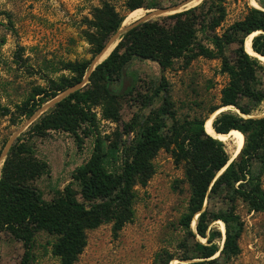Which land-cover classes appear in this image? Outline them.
Segmentation results:
<instances>
[{
	"label": "trees",
	"instance_id": "16d2710c",
	"mask_svg": "<svg viewBox=\"0 0 264 264\" xmlns=\"http://www.w3.org/2000/svg\"><path fill=\"white\" fill-rule=\"evenodd\" d=\"M224 2L200 0L156 19L134 20L90 71L87 83L56 100L14 139L0 166V234L21 243L19 264H31L38 232L53 237L50 253L57 257L58 264L75 263L85 246L88 229L110 222L115 236L131 220L134 185L143 186L148 181L153 172L151 160L160 149L170 155L174 166L182 169L188 196L184 211L177 218L182 230L176 243L178 252L160 249L152 264H170L171 259L181 261L176 264H224L238 254L242 222L236 202L243 203L249 211L264 213V115H253L264 101V64L251 56L245 46L246 38L258 31L251 37L250 47L264 57V10L249 6L241 18L216 32L225 16ZM157 5L158 0L124 1L128 11ZM98 12L102 36L94 43L93 53L102 50L123 20L104 3ZM196 57L218 60L219 71L227 78L219 90L217 104L206 113L222 105L237 109L238 112L221 111L211 121L215 132L238 131L243 135L236 156L227 163L230 156L224 142L206 134L207 117L175 116L165 95L166 81L160 75L147 98L148 103L162 92L160 107L138 131L120 170H107L104 162L116 148H103L92 108L101 105L104 118L117 119L116 99L128 93L132 84L125 66L131 60L147 59L165 70L177 59L185 66ZM88 65L86 60L64 64L73 76L61 77L48 87H32L12 110L3 107V115L8 114L11 119L29 117L43 101L79 83ZM120 79L128 84L115 92L110 85ZM124 129L131 132L132 125L124 124ZM48 130L67 132L77 144L82 137L92 133L95 136L89 157L70 174L78 192L66 184L56 197L45 202L32 182L44 173L46 166L35 157L28 137H41ZM193 217L194 231L190 227ZM216 220L223 224V237L211 226ZM217 240H221V246Z\"/></svg>",
	"mask_w": 264,
	"mask_h": 264
},
{
	"label": "rangeland",
	"instance_id": "374dc122",
	"mask_svg": "<svg viewBox=\"0 0 264 264\" xmlns=\"http://www.w3.org/2000/svg\"><path fill=\"white\" fill-rule=\"evenodd\" d=\"M124 1L0 0V151L10 133L28 118L21 116L11 119L8 114L3 115V107L12 110L13 105L24 100L34 86L48 87L61 77L73 76L64 68L68 62H89L88 70L75 86L87 83L90 71L115 45L110 44L102 54L93 53L94 43L102 36L98 9L103 3L123 16L118 28L121 29L148 10L184 0H158L156 7L134 11L126 10ZM199 1L187 0L177 11L196 5ZM261 3L264 0H225V16L216 32L241 18L249 6L264 10ZM124 71L131 77L132 84L128 93L116 99L117 119L104 118L101 105L92 108L96 133L103 148H116L111 157L105 160L104 166L116 172L128 156L140 128L161 105L162 92L147 103L160 75L166 81L165 95L179 119L192 116L208 118L211 113L206 112L217 104L219 90L227 80L219 71L218 60L203 57H196L185 66L177 59L165 70H161L154 61L135 59L125 66ZM127 84L125 80H114L110 87L117 92ZM261 110L262 104L253 115H258ZM124 124H131L132 131L125 132ZM28 125L20 133L26 131ZM94 136L92 133L82 137L79 144L71 134L58 130H48L41 137H28L35 157L46 166L44 173L32 182L42 201L56 197L66 184L78 192L70 174L89 157ZM223 142L225 149L230 150L231 139L227 137ZM151 162L153 172L148 181L143 186L134 185L131 220L115 236L112 235L110 222L86 230L85 246L74 264H152L155 252L160 249L178 252L176 243L182 237V230L177 225V218L185 208L187 184L182 169L173 165L167 152L158 150ZM261 184L264 189V173ZM76 198L80 200L78 194ZM236 212L242 222L239 252L224 264H264V213L249 211L240 201L236 202ZM211 226L220 231L217 222H212ZM51 241L53 237L43 232L35 234L31 264H58L57 257L50 253ZM217 242L221 246V240ZM21 254V243L0 234V264H19ZM170 261L177 263L176 259Z\"/></svg>",
	"mask_w": 264,
	"mask_h": 264
},
{
	"label": "water",
	"instance_id": "95a60500",
	"mask_svg": "<svg viewBox=\"0 0 264 264\" xmlns=\"http://www.w3.org/2000/svg\"><path fill=\"white\" fill-rule=\"evenodd\" d=\"M187 0H184L178 4H174V5H171V6H166V7H158V8H155L153 10H148L142 17L141 19L143 20H147V19H151V17L153 16H158V15H161L163 13H167V12H174V11H177L178 8H180L184 3H186ZM132 24L134 23H130V24H127L125 26H123L121 29H118L105 43V45L103 46L102 50L100 51L101 54L102 52H104V50L112 43H116L117 41V38L119 37L120 33L127 29L128 27H130ZM254 52V51H253ZM247 53V52H246ZM263 56V55H262ZM99 63V62H98ZM77 85L73 86V87H70L68 89H65L63 91H61L60 93L56 94L53 98H51L48 102L42 104L41 106H39L35 111L32 112V114L21 124L19 125L17 128H15L11 133L10 135L8 136L5 144H4V147L2 148V150L0 151V163L2 162V160L4 159L5 155H6V152L8 151L9 147L11 146V144L13 143L14 139L20 134V132L23 130L24 127H26L28 124H30L32 121H34L41 113H43L49 106H51L56 100L60 99L61 97H63L64 95H66L69 91H71L72 89L76 88ZM223 106V105H222ZM220 107V106H219ZM218 108V107H217ZM225 109H228V108H224L222 110H219L218 112H216L215 115H217L219 112L225 110ZM214 115V116H215ZM264 115V114H263ZM213 116V118H214ZM212 118V119H213ZM207 134V133H206ZM212 137V136H211ZM233 150V149H232ZM239 152V149L238 150H235L234 149V153L232 154L233 157H231L227 163L232 160L236 154ZM231 155V154H230ZM225 167V166H224ZM223 167V168H224ZM222 168V169H223ZM219 170L218 173H220ZM217 173V174H218ZM191 229L194 231V225L193 226H190ZM221 235L223 237V232H221ZM217 255V253H216ZM176 262H181L180 260H176Z\"/></svg>",
	"mask_w": 264,
	"mask_h": 264
},
{
	"label": "bare ground",
	"instance_id": "6f19581e",
	"mask_svg": "<svg viewBox=\"0 0 264 264\" xmlns=\"http://www.w3.org/2000/svg\"><path fill=\"white\" fill-rule=\"evenodd\" d=\"M258 31H254L252 32L247 38H246V41H245V46L249 52V54L253 57H255L256 59H258L261 63L264 64V57L253 52V50L251 49L250 47V39L251 37L256 34ZM246 51V50H245ZM224 108H231L233 110H235L236 112L237 109L232 107V106H228V105H224V106H220L218 107L216 110H214L210 115L209 117L205 120V130H206V133H208L209 135L213 136L214 138L216 139H219V140H224L225 138L229 137L231 139V148L230 150L227 149V152L229 151L230 154V158L233 157L232 154L234 153V149L235 150H238L241 148L242 144H243V137L242 135L240 134V132L238 131H233V132H230V133H218V132H215L212 127H211V121H212V118L213 116L216 114V112H218L219 110H222ZM264 114V101L262 102V110L261 112L256 115V116H262ZM242 116L244 117H248V115H244V114H241ZM233 149V150H232ZM195 219L196 217L194 218L193 222H192V226L194 225L195 222ZM215 222H217L219 224V229L221 232L224 231V227H223V224L220 220H216ZM170 264H175V261H171Z\"/></svg>",
	"mask_w": 264,
	"mask_h": 264
}]
</instances>
